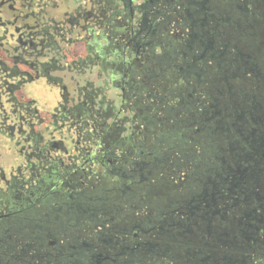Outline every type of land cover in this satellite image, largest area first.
<instances>
[{
    "label": "trees",
    "instance_id": "obj_1",
    "mask_svg": "<svg viewBox=\"0 0 264 264\" xmlns=\"http://www.w3.org/2000/svg\"><path fill=\"white\" fill-rule=\"evenodd\" d=\"M219 4L192 0L188 59L181 53L186 39L176 43L170 57H155L163 64L172 61L171 81L177 80L180 88L171 97L170 111L178 116H169L168 126L159 124L168 128L155 138L151 163L135 172L151 180L169 170L179 177L174 193L165 204L137 207L131 225L116 232L104 227L109 218L100 217L107 207L96 208L95 215L71 214L68 219L75 222L97 218L102 229L93 232L94 242L65 245L62 259L52 258L51 264H254L264 256V133L256 99L264 77L256 73L251 78L253 57L237 45L240 39L226 38L227 29L240 37L246 33L249 1L235 0L241 14L236 23ZM240 82L241 87L248 84L246 92L238 88ZM132 187L131 194L136 192ZM52 235L59 241L60 233ZM103 240L104 245L96 243Z\"/></svg>",
    "mask_w": 264,
    "mask_h": 264
},
{
    "label": "flooded vegetation",
    "instance_id": "obj_2",
    "mask_svg": "<svg viewBox=\"0 0 264 264\" xmlns=\"http://www.w3.org/2000/svg\"><path fill=\"white\" fill-rule=\"evenodd\" d=\"M194 5L205 9L200 2ZM109 6L115 8L110 14ZM116 15L129 17L118 30L111 23ZM169 15L181 25V38L188 42L181 53L188 59L192 55V0H0V197H4L7 186H12L11 180L22 178L35 183L37 168L53 166L67 184L62 187L55 182L52 192L56 193L46 195L39 203L44 210L36 202L17 210L10 200L7 210L0 212V264H51L52 258L62 259L67 242L61 241V230L59 241L52 235L55 231L49 224L53 213L58 223L72 213L95 215L97 207L81 203L103 201L88 197L83 190L68 188V180L85 184L87 174L98 180L116 159L114 152L102 154L97 140H89L97 128L87 121L84 107L86 35L98 32L96 40L106 43V51L124 60V73L119 78L121 114L128 94L140 93L137 80L127 76V56L136 57L148 48L157 50L155 41ZM153 52L152 57H156ZM106 63L105 56L104 66ZM185 66L192 69V64ZM96 67L100 68L99 62ZM113 82L116 85V80ZM157 101L164 105L166 99ZM172 112L168 109L160 120ZM7 155L15 163H6ZM130 162L135 168L148 165L144 161ZM135 170L128 173L113 168L130 185L135 182ZM123 187L125 196L131 189L128 184ZM111 202L106 209L123 210ZM123 242L129 240L124 238Z\"/></svg>",
    "mask_w": 264,
    "mask_h": 264
},
{
    "label": "rangeland",
    "instance_id": "obj_3",
    "mask_svg": "<svg viewBox=\"0 0 264 264\" xmlns=\"http://www.w3.org/2000/svg\"><path fill=\"white\" fill-rule=\"evenodd\" d=\"M248 1L251 6L250 13H248L247 17V19L249 18L250 20V26L246 28V33L240 37L237 36L234 31L227 29L226 38L235 39L237 37V39H240L237 45H240V47L242 46V50L245 54L253 57L254 70H249V73L252 74L251 78H253L256 73L257 75L262 73L264 77V0ZM218 7L222 12L228 13V16L233 22H239L241 14L240 9L235 6V0H220ZM114 10L115 8L110 6L107 9L109 14ZM128 18L127 16L120 17L116 15L111 23L115 25L118 30L124 27ZM162 25L165 26L162 27L160 31L161 35L157 37L155 41V43H157V50L148 48L145 53H141L136 57L127 56L129 66L127 76H133L137 80V87L140 89V93L136 96L135 94L134 96L128 94L127 105L121 114L120 101L122 93L119 78L124 73V60L118 54L115 55V52L113 53L112 51V56L109 54V51H106V43L96 40L98 32H95L92 36L86 35L88 38L85 37L86 62L83 73L84 107L87 121L91 126L97 128V133L92 135L89 140H97V149L100 150L102 154L114 152L116 159L114 161V166L110 167V171L102 173L101 176L98 177V180L87 176V174L84 176L85 184L78 185V180H73L72 182L68 180V188L77 191L83 190L88 197L94 199H103V201L99 203L97 201L92 202L84 200L81 203L82 206L92 207L94 205L95 208H108L112 201L111 203H116L118 206L122 207L123 210L121 212L107 209L100 213L101 218L110 219V225L104 227L110 228L112 232L120 231L127 226L129 227L134 217L138 216V214H136L138 210L137 207L144 204L148 206L165 204V200H169L170 194L174 193L176 189V185H173L174 181L176 182L179 179L175 174L171 175V172H168L169 170L164 173L165 175H162L163 177L161 179L155 178V175L151 180H145L147 178L141 179L137 175V172H134L136 173L135 183L136 181H138V183L132 184V186L136 189V192L131 194V192L128 191L125 196H123V186L126 184L131 186L129 184L130 181L121 178L118 174L113 172L114 167L116 170L121 169L128 173L130 170L138 169L137 167L135 168L134 164H130L131 160L133 162L144 161L147 164H149V162L151 163L149 153L155 149V138L158 137L160 133H163L165 131L164 129L168 128L164 127V124H162V127H159V124L164 122L168 126V123H170V120H168L169 116H178L177 113H174L167 115L164 120H160L162 114L164 115L173 105L174 100L171 97L179 90L180 84L177 80L174 82L171 81L173 72L169 70L168 66L172 65V61L168 60L164 62L165 65H162L155 60V57H152V52L156 50L153 53L157 56L165 54L172 55L171 51L178 49L176 43H179L178 41L182 39L181 31L183 32V30H181L180 23L172 19L171 15L168 16V21H165V23L162 22ZM149 39L150 38H147L146 40L149 41ZM92 44L95 45L94 48L96 50L92 48ZM98 47L101 48L99 52L97 50ZM97 56H99L100 59H98ZM105 56L107 57L106 66L103 64ZM98 62L100 65L99 69L96 67ZM89 63H91V66H89ZM92 63H95V66H93ZM155 73L157 77H152ZM113 80H116V85H114L115 83ZM241 84L243 83L240 82L238 88H243L242 90L246 92L248 84L244 87H241ZM160 97L166 99L164 105L157 101V98ZM256 99L258 101V115L262 121H260L259 127L264 133V82L259 88ZM84 147H86V145ZM4 160L6 163H15V159L8 155ZM34 172L35 176L32 177L35 183L30 179L23 180L21 178L11 180L12 186L4 187L5 192H2L4 197H0V212L7 210L10 200H13V204L16 205L17 210L25 209L35 202L39 205L46 195L56 193L52 192L55 187V182H60L62 187H67L66 180H61L60 172L53 166L42 169L37 168ZM144 176H148V174L146 173ZM168 178H170V180ZM164 196H167V198H163ZM106 199H109L110 202H107ZM38 208L44 210L40 205ZM52 220L53 221H51L49 225L56 233H59L60 230L63 232L64 237L61 241L63 243L67 242L66 244L72 242L78 243L83 240H91V242H94L91 239L94 235L93 232L96 229H102L101 227H97L100 223L95 221L97 218L91 221L80 220L79 223L77 221H71L68 218H60V222L58 223V221L55 220V213H53ZM67 232L69 233L68 235H66ZM140 239L142 240L143 237L139 238V240ZM121 240H123V238H121ZM104 242H106V240L100 243L97 241L96 243L104 245ZM142 264H162V262L151 260ZM254 264H264V256L259 257Z\"/></svg>",
    "mask_w": 264,
    "mask_h": 264
}]
</instances>
